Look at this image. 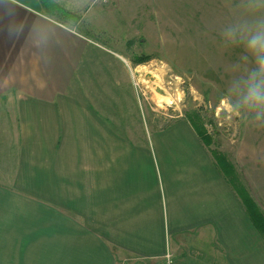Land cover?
I'll return each mask as SVG.
<instances>
[{"label": "crops", "instance_id": "obj_1", "mask_svg": "<svg viewBox=\"0 0 264 264\" xmlns=\"http://www.w3.org/2000/svg\"><path fill=\"white\" fill-rule=\"evenodd\" d=\"M100 8L0 0V264H264L189 121L146 124L128 53L80 32Z\"/></svg>", "mask_w": 264, "mask_h": 264}, {"label": "rangeland", "instance_id": "obj_2", "mask_svg": "<svg viewBox=\"0 0 264 264\" xmlns=\"http://www.w3.org/2000/svg\"><path fill=\"white\" fill-rule=\"evenodd\" d=\"M122 1L93 0L107 35L80 32L128 53L146 124L152 116L160 128L198 112L209 150L225 154L264 211V106L247 99L253 75L264 82V54L247 43L264 23V0ZM138 57L150 59L137 67Z\"/></svg>", "mask_w": 264, "mask_h": 264}, {"label": "trees", "instance_id": "obj_3", "mask_svg": "<svg viewBox=\"0 0 264 264\" xmlns=\"http://www.w3.org/2000/svg\"><path fill=\"white\" fill-rule=\"evenodd\" d=\"M66 14L65 12H63ZM70 15V14H69ZM76 18V15H70ZM150 57H138L135 59V63L137 65L143 64L148 61ZM187 120L191 124V126L196 131L200 140L204 143V145L209 149L211 145V137L207 133L205 129V123L201 118L200 114L197 112L190 114L187 117ZM210 151V150H209ZM210 154L215 162L216 167L223 175L228 185L233 189L236 193L242 205L244 206L253 226L258 231V233L264 239V211L261 206L256 202V200L252 197L249 188L240 181L238 172L235 169V166L227 159L225 154L220 153L215 150H211Z\"/></svg>", "mask_w": 264, "mask_h": 264}, {"label": "clouds", "instance_id": "obj_4", "mask_svg": "<svg viewBox=\"0 0 264 264\" xmlns=\"http://www.w3.org/2000/svg\"><path fill=\"white\" fill-rule=\"evenodd\" d=\"M248 48L250 51H258L264 54V23H261L257 32L248 40ZM256 75L252 77V83L249 85L248 100L255 102L257 106H264V82L256 81ZM264 76V60L260 61V73Z\"/></svg>", "mask_w": 264, "mask_h": 264}, {"label": "built area", "instance_id": "obj_5", "mask_svg": "<svg viewBox=\"0 0 264 264\" xmlns=\"http://www.w3.org/2000/svg\"><path fill=\"white\" fill-rule=\"evenodd\" d=\"M103 3H106V0H104ZM166 263L165 264H173L172 255L170 253H167L165 256Z\"/></svg>", "mask_w": 264, "mask_h": 264}]
</instances>
